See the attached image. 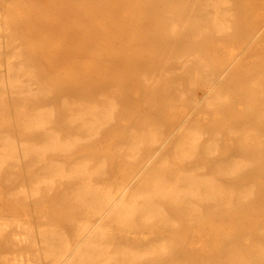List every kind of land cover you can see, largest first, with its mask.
<instances>
[{
	"label": "bare ground",
	"instance_id": "bare-ground-1",
	"mask_svg": "<svg viewBox=\"0 0 264 264\" xmlns=\"http://www.w3.org/2000/svg\"><path fill=\"white\" fill-rule=\"evenodd\" d=\"M95 1L85 18L106 17L107 0ZM169 1L166 11L143 5L139 15L209 44L188 45L157 73L145 57L151 68L140 79L151 87L172 78L168 92L192 111L139 110L108 159L80 147L118 122V93L63 92L55 107L33 45L13 25L29 23L30 5L0 1V264H264L263 214L236 210L264 195V0ZM119 155L128 169L117 178ZM24 169L30 179L13 180ZM31 199L40 204L35 219L25 207L16 212V201ZM60 209L75 212H47Z\"/></svg>",
	"mask_w": 264,
	"mask_h": 264
},
{
	"label": "rangeland",
	"instance_id": "rangeland-1",
	"mask_svg": "<svg viewBox=\"0 0 264 264\" xmlns=\"http://www.w3.org/2000/svg\"><path fill=\"white\" fill-rule=\"evenodd\" d=\"M0 1L2 5H7L8 2L14 0ZM92 1L25 0L24 3L30 5L29 10L32 14L27 19L29 23L27 24L23 19L14 18L13 25L16 35L22 42L26 46L33 45V48L27 47L31 54L30 59L35 66L42 69V75L46 78L45 83L53 87L55 96L53 95L50 101L55 107L58 106L59 95L63 92L81 99H86V96L93 99L98 92L107 90H114L118 93L121 101L118 122L110 128H106L101 138L87 142L80 147L81 151L90 152L96 158L100 154L107 157L110 145L117 140L124 139L122 136L126 133L127 124L135 120L139 110L147 108L152 111L154 116L164 110V107L167 110L181 111L184 115L192 111V105L187 100L174 99L168 92L169 88L166 87L172 83L170 81L172 78L160 81L150 87L140 79V73L144 71L148 75V69L151 68L146 58L152 60L153 64L151 65L156 68L155 72L157 73L158 68H162L165 64L172 67L174 58L172 54L182 50L186 51L190 44L199 47L208 45L209 40L189 41L183 32L180 33L181 31L168 33L165 30L166 23H158L157 17L148 16V21L144 17L143 21V16L139 15L143 5H149L147 9L153 10L155 14L159 9L166 11L167 6L171 4L169 0H107L110 10L107 9L106 17L97 12L98 14L92 15V18L88 19L82 13L88 10L85 5L98 4L96 1ZM157 16L160 17L161 13ZM140 21L143 22L140 23ZM24 25L32 26L33 30L29 32ZM35 25L38 27L39 33L34 30ZM39 44H42V48H39ZM154 44L161 45V49L157 53H155ZM145 64H148L147 67ZM186 75L179 74L181 77ZM194 89L197 91L198 87ZM239 91L240 93L243 91L241 86ZM151 95L152 101L147 103L144 96ZM236 100L241 102L242 96L237 95ZM8 107L10 110H14L15 104L11 102ZM64 116L62 110L56 115L57 122L62 127ZM2 118L4 116H0V120ZM15 133L20 136L22 131L15 128ZM171 138H174V133ZM117 155L115 154V156ZM116 158L115 164L123 166L116 168L115 173L111 174L120 178L124 174L123 171L128 169V165L122 161L120 155ZM22 177L28 180L31 174L24 169L20 175L16 174L13 180L17 181ZM103 179L108 180V174ZM53 195L48 197H52L55 202ZM50 198L47 201L52 204ZM16 203L18 205L17 213H21V208L25 207L34 219L37 217L40 206L37 200L31 199L27 204L20 201H16ZM62 203L60 201V206L64 205ZM236 207L238 214L242 215L240 217L250 212L263 214L261 217H264V195L260 194L252 202L243 204L241 208ZM47 212L57 215L58 218L61 216L66 218L70 214L73 215L75 211L60 209ZM92 219L96 220L97 218L93 217ZM68 227L65 224V229Z\"/></svg>",
	"mask_w": 264,
	"mask_h": 264
}]
</instances>
